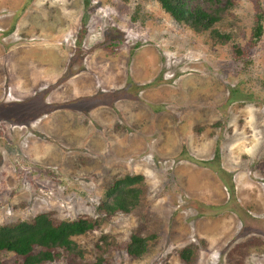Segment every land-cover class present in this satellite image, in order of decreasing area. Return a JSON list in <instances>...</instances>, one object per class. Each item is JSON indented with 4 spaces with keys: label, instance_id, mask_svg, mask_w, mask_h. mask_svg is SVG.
<instances>
[{
    "label": "rangeland",
    "instance_id": "374dc122",
    "mask_svg": "<svg viewBox=\"0 0 264 264\" xmlns=\"http://www.w3.org/2000/svg\"><path fill=\"white\" fill-rule=\"evenodd\" d=\"M214 8L226 43L158 0H0V226L97 223L45 264H264V0ZM127 175L140 204L107 215Z\"/></svg>",
    "mask_w": 264,
    "mask_h": 264
},
{
    "label": "trees",
    "instance_id": "16d2710c",
    "mask_svg": "<svg viewBox=\"0 0 264 264\" xmlns=\"http://www.w3.org/2000/svg\"><path fill=\"white\" fill-rule=\"evenodd\" d=\"M162 7L181 25L192 28L196 32L210 31L212 37L220 43L230 40L229 35L221 34L215 25L221 20V15L215 5L222 0H197L201 4H210L211 11L201 5L195 8L190 6L194 0H158ZM231 0H228L230 2ZM263 33V26L258 25L255 38L259 39ZM20 104V103H17ZM29 108V102L25 103ZM20 105L17 109L24 112L26 105ZM33 106V104H32ZM36 103L34 108H36ZM18 111V112H19ZM143 177L140 175H127L119 178L110 187L107 199L103 201L102 209L107 215L118 212L129 213L140 204L139 196ZM97 223L86 218L75 221H63L56 223L45 212L38 215L33 222H22L16 225L0 226V256L3 252L15 253L24 257V264H45L54 262L59 256L58 250L63 249L69 253L81 254V249L73 238L85 235L95 229ZM36 248L42 250L34 253ZM148 248V239L133 236L127 251L133 256L140 258ZM190 250H184L181 257L190 261ZM0 264H3L0 259Z\"/></svg>",
    "mask_w": 264,
    "mask_h": 264
}]
</instances>
